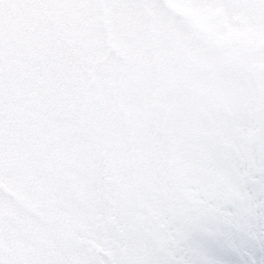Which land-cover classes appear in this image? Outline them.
<instances>
[{"label":"snow or ice","instance_id":"6c2138e0","mask_svg":"<svg viewBox=\"0 0 264 264\" xmlns=\"http://www.w3.org/2000/svg\"><path fill=\"white\" fill-rule=\"evenodd\" d=\"M0 264H264V0H0Z\"/></svg>","mask_w":264,"mask_h":264}]
</instances>
